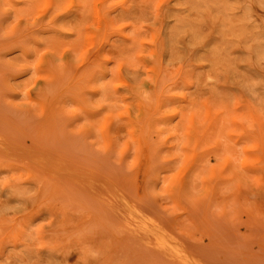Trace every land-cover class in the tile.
<instances>
[{"label":"rangeland","instance_id":"374dc122","mask_svg":"<svg viewBox=\"0 0 264 264\" xmlns=\"http://www.w3.org/2000/svg\"><path fill=\"white\" fill-rule=\"evenodd\" d=\"M124 203L264 264V0H0V264H180Z\"/></svg>","mask_w":264,"mask_h":264},{"label":"bare ground","instance_id":"6f19581e","mask_svg":"<svg viewBox=\"0 0 264 264\" xmlns=\"http://www.w3.org/2000/svg\"><path fill=\"white\" fill-rule=\"evenodd\" d=\"M38 88H35V92ZM124 207L127 210V214L132 219L131 225H133L132 232L139 239H156V247L164 254L173 257L180 264H190V258L186 252L179 245L178 241L173 238H168L164 233V230L153 223L152 221H146L144 216L133 207L124 203Z\"/></svg>","mask_w":264,"mask_h":264}]
</instances>
